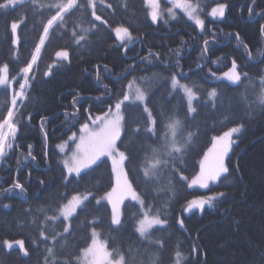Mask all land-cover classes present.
Masks as SVG:
<instances>
[{"label":"trees","instance_id":"obj_1","mask_svg":"<svg viewBox=\"0 0 264 264\" xmlns=\"http://www.w3.org/2000/svg\"><path fill=\"white\" fill-rule=\"evenodd\" d=\"M161 1L166 3L165 0ZM193 1L198 3L200 15L209 30L204 34L183 14L169 20L168 24L162 20L153 24L145 0H100L96 1L97 15L109 23L103 25L101 21H95L100 30L93 29L94 34L88 37L91 44L85 49L76 50L69 46L72 53L70 64L65 62L64 67L52 69V76H43L47 66L55 60V52L64 47L66 42L70 44V41L67 36L65 40L54 39L42 49L41 58L33 70L36 80L29 89L34 99L25 102L30 103L27 110L22 106L19 108L14 118L18 123L13 149L0 162V264H44L47 255L44 245H33L30 242L36 235L32 226L33 218L38 216L42 219L43 213L38 209L49 205L55 207L54 201L61 195L66 194L70 198L77 190L83 191V185L64 187L61 179L63 165L56 145L89 121L90 115L94 119L108 112L109 105L114 106L121 98L130 79L154 73L168 77L170 73L165 69L169 64L178 62L184 72L191 70L189 74L192 81L207 89L214 85L212 81L204 79L205 73L209 69L218 75L228 71L233 59L250 76L258 78L264 72V55L261 54L264 52V33L261 32L264 16L260 15L264 10V0H257L255 15H250L248 10L252 6L251 0ZM218 3L228 5L223 18L208 15ZM18 15V11L0 13V64L9 63L10 76L19 73L20 68L30 60L34 43L38 42L36 33L31 32L32 18L29 14L28 44L23 43L22 37L19 49L15 53L10 51L8 24ZM93 19L89 8L83 22L78 21L79 26L89 27L87 21ZM119 25L129 27L134 38L132 44L124 46L118 43L112 29ZM237 33L239 40L236 38ZM205 39L213 42L210 48L214 49L207 54L208 61H217L219 58V62H207L201 71L198 65L204 66L206 63L202 55ZM243 45H247V50ZM125 47L128 49L126 53ZM149 52L158 53L159 56L149 57ZM143 57H149V60L141 63ZM154 64L157 66L153 67ZM130 66H135V71L127 74L126 70ZM224 83L229 85L224 89L226 105L227 98H233L231 112L244 118L225 121L226 108L210 110V107L201 105L197 116L199 127L192 125L187 129L198 132V136L182 162L175 161V165L185 177L195 176L199 170V160L211 145L213 136L243 123L244 129L236 135V141L226 158L230 175L226 174L227 179L222 178L220 182L210 184L209 189H200L189 188L187 181H181L177 173L173 180L175 190L168 193L172 197L169 200V211L172 217L184 219L185 223L181 228L176 219L171 221L173 227L166 233L169 236L166 248L156 264H173L177 249L186 257L181 264H264V111L249 107L259 88L257 86L255 91L244 93L246 101L238 95L244 92L242 84ZM14 87L18 89V84ZM151 96L154 107L170 109L176 103L168 96L163 79L153 86ZM78 97L80 99L77 103ZM10 98V91L0 89V120L7 114ZM245 113L250 114L245 116ZM124 115L130 126L135 127L131 121L139 115V111L129 110ZM122 139L128 143L123 133ZM117 143L120 146V142ZM29 145L32 146V155L36 157L34 161L31 158L24 159L28 155ZM102 159L107 161L105 166L97 169L90 178L85 176L83 181V184L96 183L101 189V195L114 185L111 163L106 157ZM15 180L25 185L24 193L19 190L9 191ZM133 186L137 191L143 189L140 182H134ZM218 193L225 195L213 200L211 207L205 205L203 210L183 212L191 199ZM133 205L134 201L125 200V208L132 210L126 213L129 217L127 226L113 233L117 239L115 244L109 241L110 250L121 244L127 247L129 242L137 241L138 234L131 220L132 212L136 210ZM28 212L32 215H26ZM109 214L110 206L107 211L101 209L98 213L104 217L103 226L98 231H108ZM156 234L159 235L158 232ZM89 236L90 231L78 232L76 238H69L65 244L66 251L62 250L63 254L57 257L61 264L69 253L75 260L79 250L86 246L80 237ZM101 238H104L103 235ZM17 239L25 241L30 256L24 257L17 245L8 249L3 243L5 240ZM135 246L147 247L139 243ZM138 259L141 264H151V252H143Z\"/></svg>","mask_w":264,"mask_h":264},{"label":"snow or ice","instance_id":"obj_2","mask_svg":"<svg viewBox=\"0 0 264 264\" xmlns=\"http://www.w3.org/2000/svg\"><path fill=\"white\" fill-rule=\"evenodd\" d=\"M170 2L173 5L172 8L167 9L170 18H176L173 9L179 8L190 20L195 21V25L202 34L209 31L206 29L205 20L198 14L199 5L193 3V0H170ZM145 3L151 9L149 15L153 24L161 20L164 24L169 23L168 19L163 18L159 0H145ZM251 5L248 9L249 13L255 15L257 0H251ZM108 6L112 7L110 4ZM89 8H91V16L94 19L87 21L89 27L82 28L78 21L83 22ZM227 8L226 3H218L208 15L213 18H223ZM9 11L20 13L8 24L11 37L10 51L15 53L19 49L22 37L23 43L28 44L29 14L32 18L31 32L36 33L38 42L34 43L30 60L20 68L16 75L10 76L9 63L0 64V89L11 92L7 114L0 120V162L13 149L9 138L14 140L17 132L18 121H15L14 117L21 106L27 110L30 103H25L26 101L31 102L34 99L29 89L36 80L33 70L34 65L41 58L42 49L50 45L54 39L65 40L67 36L70 41V44L66 42L64 47L55 52V60L47 66V70L43 73V76L50 77L54 74L52 71L54 67L61 68L65 66V62L71 63L72 53L69 51V46L76 50H83L91 44L88 39L89 35L94 34L93 29L100 30L95 21H101L103 25L109 23L107 20H102L101 15H97L96 0H0V13L7 14ZM260 15L264 16V10L260 12ZM112 30L117 39L122 42L126 41L127 44L134 42L129 27L119 25ZM261 32L264 33V25L261 26ZM236 38L239 40L238 33ZM212 43L207 39L203 40L202 55L206 63L204 66L198 65L201 71L207 66V62H219V58L217 61H208L207 54L214 50L210 48ZM243 46L247 50V45ZM127 50L125 47V53ZM261 54L264 55V52ZM248 55L251 57L250 51ZM152 56L158 57L159 54L149 52V57ZM149 57L141 58L140 62L149 60ZM159 63L163 64L162 61ZM165 70L170 73L168 77L154 73L129 81L126 86L127 91L122 92L121 98L114 105V110L113 106L109 105L108 112L103 116H96L92 120L95 127H89L88 123H84L80 128L78 142H76V134L73 133L69 139L75 143L74 149L65 152L68 148L67 142L57 146L60 152L64 153L60 160L63 165L61 179L64 187L67 188L72 184L83 185V191L77 190L70 198L66 194L61 195L58 200L54 201L55 207L49 205L38 209L43 213L42 219L38 216L33 218L32 226L36 235L30 242L33 245H44L47 253L44 257V264H61L57 257L63 254L62 250L66 251L65 244L69 238H76L78 232L89 231V237H80L86 246L79 250V255L75 257V260L69 253L62 264H141L138 258L143 252H151V264H156L159 255L166 248L169 238L166 233L173 227L171 221L176 219L169 211V200L172 197L168 196V193L175 190L173 180L176 179L177 173L181 181L188 179L176 168L175 161L182 162L198 136V132L187 129L192 125L199 127L197 116L201 105L210 107V110L226 108L225 121L242 120L244 117L231 112L233 98L228 97L227 105L225 103L224 89L229 85L224 82L228 81L232 85H243L244 92L238 95L244 97L246 101L247 97L244 93L255 91L258 86L259 91L249 107L254 106L264 111V72L258 78L250 76L241 69L235 59L231 61L228 71L218 75L217 72L209 69L205 73L204 79L212 81L214 85L207 89L192 81L189 74L191 70L184 72L178 62L174 65L169 64ZM134 71L135 66H130L126 70L127 74ZM161 79L165 81L168 96L176 101L170 109L163 106H152V89ZM137 80L140 82L138 83ZM16 84H18V89L14 87ZM79 99L78 97L77 103ZM129 110L139 111V115L131 121L135 127H131L129 121L125 119L124 113ZM249 114L245 113V116ZM89 119H92L91 115ZM5 129L7 132L4 131ZM243 129L244 124L238 123L221 135L212 138V147L205 155L204 161H208L211 156L213 162L210 165L202 162L200 172L191 179L188 184L189 188L199 185L201 188L209 189L210 184H216L222 178L227 179L226 174L230 175V173L229 167L225 164V157L234 143V134L242 133ZM122 133L128 139V143L122 139ZM44 135L47 139V134ZM118 141L120 146H118ZM28 147L29 152L24 159L31 158L34 161L36 157L32 155V146ZM44 155L47 158V152ZM104 157L111 160L115 185L101 195V189L96 183L83 184V181L85 176L90 178L97 169L105 166L107 161L102 159ZM134 182L142 183L143 189L137 191L133 186ZM40 183L44 182L40 181ZM12 190L24 193L25 185L15 180L9 191ZM161 193L164 194L163 199ZM224 195V193H218L208 197L194 198L187 202L184 211L189 212L193 208L203 210L205 205L211 207L213 200ZM125 200L135 202L132 207L136 210L132 212L131 220L134 231L138 234L137 241L129 242L127 247L121 244L120 247H113L110 250L109 241L115 244L117 239L113 233L122 231L129 220L126 213L132 209L125 208ZM108 206H110L108 231L102 233L98 231V228L103 226L104 217L98 213L101 209L107 211ZM26 215H32V213L28 212ZM176 223L183 228L185 221L176 219ZM57 229L60 230L57 231ZM157 232L159 235L156 234ZM89 239L90 242H88ZM3 243L8 249L17 245L24 257L30 256V251L23 239L5 240ZM137 243L146 244L147 247L137 248L135 246ZM195 251L196 247L193 248L194 253ZM184 260L186 257L177 249L174 253V264H181Z\"/></svg>","mask_w":264,"mask_h":264},{"label":"rangeland","instance_id":"obj_3","mask_svg":"<svg viewBox=\"0 0 264 264\" xmlns=\"http://www.w3.org/2000/svg\"><path fill=\"white\" fill-rule=\"evenodd\" d=\"M96 1H100V0H96ZM165 2L166 3H163L161 0H159V3H160V7H161V9L163 10V18L164 19H168V20H172V18H170L169 16H168V13H167V9L168 8H172L173 7V5H172V3L170 2V0H165ZM193 3H196V4H198L196 1H193ZM146 6L148 7V11H149V13H150V11H151V9L149 8V6L146 4ZM174 10V12H175V14H176V17L178 16V15H180V14H183V15H185L187 18H188V16L181 10V9H179V8H174L173 9ZM198 14L200 15V10L198 9ZM150 16V15H149ZM200 18H202L201 17V15H200ZM191 21H193V23L195 24V21L194 20H191ZM115 28V27H114ZM113 28V29H114ZM198 28V27H197ZM199 29V28H198ZM200 30V29H199ZM114 32V31H113ZM114 34H115V32H114ZM115 36H116V34H115ZM117 38V37H116ZM118 40V43L119 44H124V46H126V45H130V44H127V42L126 41H124V42H122L121 40H119V39H117ZM34 67H35V65H34ZM134 78H132V79H130V81H132ZM137 82L139 83L140 81H138L137 80ZM125 91H127V87H126V90ZM113 110H114V106H113ZM123 110V109H122ZM104 115V114H103ZM103 115H100V116H103ZM15 118V117H14ZM93 120V119H92ZM92 120L91 119H89V121H87L86 123H88L89 124V127H95V125L92 123ZM81 126L82 125H80L79 126V129L77 130V131H73V132H71L69 135H68V137L65 139V140H62V141H60L57 145H56V147L58 146V145H60V144H63V143H65V142H67V144H68V148H66L65 149V152H69V149H74L75 148V143L72 141V140H70L69 138L73 135V133H75L76 134V137H77V141L76 142H78V137H79V135H80V128H81ZM233 127V126H232ZM231 128V127H230ZM228 130V129H227ZM226 130V131H227ZM5 132H7V129H5L4 130ZM239 134V133H238ZM238 134H234V136H233V140H234V142L236 141V135H238ZM221 135V134H220ZM215 136H218V135H215ZM214 137V136H213ZM10 139V142L13 144V139H11V137L9 138ZM234 144V143H233ZM233 146V145H232ZM212 147V140H211V145L208 147V149L205 151V154L202 156V158L199 160V170H198V172H197V174L200 172V169H201V164H202V162H204V163H206V164H208V165H210L213 161H212V158H211V156H209V159H208V161H204V157H205V155L206 154H208V151H209V149ZM57 149H58V151H59V153H60V160H61V158H62V156L64 155V153H61L60 152V149L57 147ZM231 150V149H230ZM230 152V151H229ZM70 154V153H69ZM229 154V153H228ZM228 156V155H227ZM227 156L225 157V164H226V158H227ZM107 158V157H106ZM109 161H110V163H111V160L109 159ZM111 168H112V164H111ZM196 174V175H197ZM195 175V176H196ZM194 177V176H193ZM193 177H190V178H188L186 181H187V184H189L190 183V181H191V179L193 178ZM113 179H114V185H115V175L113 174ZM113 185V186H114ZM200 188V189H204V188H201L199 185H193L191 188ZM212 195H216V194H207V195H205V196H203V197H208V196H212ZM197 198V197H196ZM194 199V198H193ZM193 199H191V200H193ZM190 200V201H191ZM187 205V204H186ZM186 205H185V207H186ZM184 207V208H185ZM192 210H200V209H197V208H193ZM191 210V211H192ZM183 212H185L184 211V209H183ZM181 219V218H180ZM173 264H174V261H173Z\"/></svg>","mask_w":264,"mask_h":264}]
</instances>
